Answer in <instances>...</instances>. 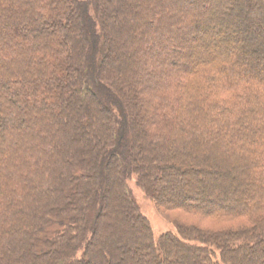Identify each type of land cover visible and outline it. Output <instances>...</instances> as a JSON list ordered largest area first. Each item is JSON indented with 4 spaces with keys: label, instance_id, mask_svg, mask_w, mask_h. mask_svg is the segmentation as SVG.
Listing matches in <instances>:
<instances>
[{
    "label": "trees",
    "instance_id": "obj_1",
    "mask_svg": "<svg viewBox=\"0 0 264 264\" xmlns=\"http://www.w3.org/2000/svg\"><path fill=\"white\" fill-rule=\"evenodd\" d=\"M132 176L226 227L156 240ZM42 258L264 264V0H0V264Z\"/></svg>",
    "mask_w": 264,
    "mask_h": 264
},
{
    "label": "rangeland",
    "instance_id": "obj_2",
    "mask_svg": "<svg viewBox=\"0 0 264 264\" xmlns=\"http://www.w3.org/2000/svg\"><path fill=\"white\" fill-rule=\"evenodd\" d=\"M197 41H199V39ZM185 48H186L185 45L182 44L180 47L181 52L186 53L187 50ZM110 87H111V89L118 92V90L114 86L111 85ZM132 133H134L133 129H132ZM78 146H81V141L78 143ZM89 162L87 161L85 166H86V170L88 172H91L92 171L91 169H90V171L88 170L89 165H90ZM128 186H129V189L131 191L133 198L138 203L141 211L150 220V223H151V226L153 229V233H154V237L156 240L163 233H166V232L175 233V232H177V229L175 227V222H177V221H181V222H185V223H195V224H198L199 226H201L203 228H207V229H211V230H218V229H221L223 227H226L223 224L216 223L215 221H211V220L205 219V218L202 219V218H199V216L198 217L192 216L189 213H184L183 211H180L177 209H171L169 206H164V205L158 204V202L154 198L149 196L145 192V190L138 184L136 176H132L131 178L128 179ZM87 195L85 196V199H86ZM112 196H113V194L112 195L109 194V200L107 199V201H108L107 203H109V204L112 203V201H111V200H113ZM48 201H49L48 202L49 207L57 206V200L50 199ZM74 207L76 209V208H78V205L77 206L73 205L72 208H74ZM85 207L88 208L89 206L87 205ZM72 208H70V209L72 210ZM72 215L75 217L76 213H72ZM113 215H114L113 211L110 209V207H107V214L105 216H103L102 218H100L101 219L100 221H103V223H108L110 221L112 222ZM116 216H118V215L116 214ZM242 221L243 220L236 222V223L232 222L231 224L243 223ZM116 223H118V222L116 221ZM100 224H101V222H100ZM225 225H228V224H225ZM91 230H92L93 234H96V233L99 234L102 229L99 228V230L97 231V228L95 225V226L91 227ZM5 232L12 234L11 230H9V229H5ZM103 233H102V235L105 237V239L115 238V237L117 238V236L120 235V231H119V235H116L118 232L115 230V228H108L106 230V234H103ZM16 247H18V246H16ZM81 250L79 252H81ZM217 256L219 257V252H217ZM38 261H39V264H55V261L49 262V260L48 259L46 260L45 258H42Z\"/></svg>",
    "mask_w": 264,
    "mask_h": 264
}]
</instances>
